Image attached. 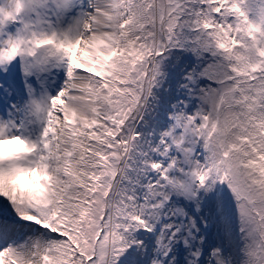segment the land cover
Wrapping results in <instances>:
<instances>
[{"label":"snow or ice","instance_id":"snow-or-ice-1","mask_svg":"<svg viewBox=\"0 0 264 264\" xmlns=\"http://www.w3.org/2000/svg\"><path fill=\"white\" fill-rule=\"evenodd\" d=\"M0 264H264V0H0Z\"/></svg>","mask_w":264,"mask_h":264}]
</instances>
